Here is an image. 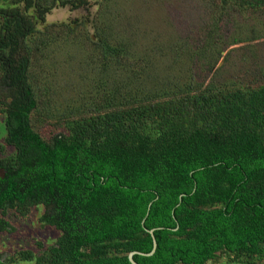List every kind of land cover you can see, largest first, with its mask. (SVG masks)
<instances>
[{"label":"trees","instance_id":"obj_1","mask_svg":"<svg viewBox=\"0 0 264 264\" xmlns=\"http://www.w3.org/2000/svg\"><path fill=\"white\" fill-rule=\"evenodd\" d=\"M204 2L203 36L170 37L159 47L147 38L124 42L104 19L107 39L120 42L102 54L83 46L106 80L72 95L60 115L67 133L46 139L34 116L48 108L39 65L54 43L37 37L38 21L55 6L77 10L91 0H0V112L13 149L0 157V210L25 215L42 206L41 221L60 232L34 264H132L131 252L153 250L152 229L158 248L135 254L139 264L264 259V65L255 58L264 56V33L225 30L242 18L259 30L264 0ZM259 39L238 58L247 75L216 80L238 66L230 62L242 53L236 47L207 81L222 51ZM12 231L0 215V232Z\"/></svg>","mask_w":264,"mask_h":264},{"label":"rangeland","instance_id":"obj_2","mask_svg":"<svg viewBox=\"0 0 264 264\" xmlns=\"http://www.w3.org/2000/svg\"><path fill=\"white\" fill-rule=\"evenodd\" d=\"M104 7L106 8L103 9ZM203 11L210 12L204 0H91L89 8L77 10L55 6L47 15L46 22L42 24L38 21L37 25V37L41 38L49 34L47 39L54 43L48 49L45 67L39 65V72L43 83L49 89L50 97L44 98L48 108L42 110L43 106L40 105V113L34 116V125L37 130L46 139H51L59 133H67L60 119L61 113L67 109L66 101L72 98V95H88V91L92 92V90L85 89L87 87L92 89V86H95L93 81L106 80L107 75L101 72L102 64L93 66L90 61L84 59L88 50L83 46V43L92 44L96 53L102 54L109 51L108 44L120 42L121 39L117 41L107 39L104 19L116 25L115 31L125 36L124 42L128 43L131 37V42L134 40L137 43H144L147 38L148 43H156L159 47L170 37L178 39L179 36H188L194 40L201 38L207 26L203 19ZM34 16L37 20V15L34 14ZM242 19L239 27L231 23L228 28H225L230 37L239 30L250 32L252 30L253 35L264 33V26L257 27L259 30H256V24L251 23V20L242 21ZM87 20L88 25L85 24ZM122 24L126 25L124 29ZM243 39L246 38L243 37ZM261 41L260 39L245 41L222 51L218 64L207 81L214 78L213 74H216L217 70L223 66L227 53L236 47L241 49L242 53L231 57L230 62L238 66L236 68L233 66L232 68H235L233 70L225 69L217 75L216 80L222 81L221 85H223L235 81L234 75L236 76L239 71L247 75L250 68L245 63L238 62V58L240 55L255 51L253 46L249 45ZM255 53L256 62L264 65L262 52ZM124 73V70L118 72L121 77ZM91 114L95 113H88V115ZM6 135L5 123L0 112V157H8L13 153V149L5 143ZM43 213L42 206L31 207L25 215L15 209H9L4 215L0 210V215L13 227L12 232H0V254L3 255L6 264H34L36 256L42 255L56 243L60 232L41 221ZM22 252H31L33 257L21 259ZM260 264H264V259Z\"/></svg>","mask_w":264,"mask_h":264},{"label":"water","instance_id":"obj_3","mask_svg":"<svg viewBox=\"0 0 264 264\" xmlns=\"http://www.w3.org/2000/svg\"><path fill=\"white\" fill-rule=\"evenodd\" d=\"M149 232H150V234L152 235V238H153V250L150 253H148V254L142 253V252H136V251L131 252L129 254V259H130V261H131L132 264H139L134 259V255L135 254L148 255V256H150V255H153L156 252V250L158 248V242H157V239H156V236H155V229L149 230Z\"/></svg>","mask_w":264,"mask_h":264}]
</instances>
